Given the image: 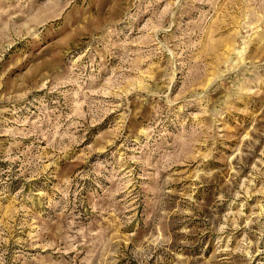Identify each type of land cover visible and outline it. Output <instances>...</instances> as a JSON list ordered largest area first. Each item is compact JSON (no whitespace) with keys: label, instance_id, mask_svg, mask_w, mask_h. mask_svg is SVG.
<instances>
[{"label":"rangeland","instance_id":"obj_1","mask_svg":"<svg viewBox=\"0 0 264 264\" xmlns=\"http://www.w3.org/2000/svg\"><path fill=\"white\" fill-rule=\"evenodd\" d=\"M0 264H264V0H0Z\"/></svg>","mask_w":264,"mask_h":264}]
</instances>
